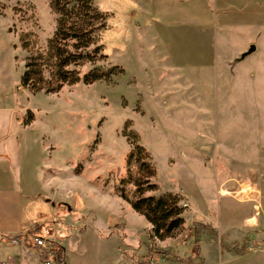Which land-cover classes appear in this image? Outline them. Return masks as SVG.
Listing matches in <instances>:
<instances>
[{"label":"rangeland","instance_id":"1","mask_svg":"<svg viewBox=\"0 0 264 264\" xmlns=\"http://www.w3.org/2000/svg\"><path fill=\"white\" fill-rule=\"evenodd\" d=\"M93 1L107 17L96 66L115 74L46 93L21 80L56 31L51 0H0V231L49 225L67 264H264V139L253 153L251 132L263 115L248 105L264 98V0ZM220 39L228 51L259 45L242 61L224 54L228 106L214 80L211 100L206 87L204 48ZM210 124L223 145L205 139ZM136 143L156 168L158 189L146 195L170 191L184 207V224L163 238L121 196L134 198ZM4 239L0 261L18 248Z\"/></svg>","mask_w":264,"mask_h":264},{"label":"trees","instance_id":"2","mask_svg":"<svg viewBox=\"0 0 264 264\" xmlns=\"http://www.w3.org/2000/svg\"><path fill=\"white\" fill-rule=\"evenodd\" d=\"M51 6L58 16L56 31L44 50H38L26 59L21 84L33 92L55 93L65 85L81 81L92 84L109 80L116 68L104 71L96 66L97 61L104 57L98 35L107 26L106 15L95 6L93 0H51ZM21 40L23 47L29 49L31 45L25 37ZM86 64L91 66L84 70ZM127 160L128 175L135 187L134 198H128L125 193L121 196L153 224L157 236H169L184 224V207L179 205L180 196L170 191L146 195L149 191L157 190L158 184L152 181L156 168L143 145H133ZM133 166L137 169L136 175L133 174ZM18 236L0 234V241L5 237L11 239ZM35 249L40 260L44 261L43 250Z\"/></svg>","mask_w":264,"mask_h":264},{"label":"crops","instance_id":"3","mask_svg":"<svg viewBox=\"0 0 264 264\" xmlns=\"http://www.w3.org/2000/svg\"><path fill=\"white\" fill-rule=\"evenodd\" d=\"M226 26L229 25V24H225ZM238 26V25H237ZM222 38V36H220ZM223 39V38H222ZM226 39V38H224ZM253 40V39H250V41ZM212 41V40H211ZM211 41L209 43V49L208 48H204V54H205V57L206 58H209V62L205 65V73L209 75V85H208V79H207V84H206V87H207V90L209 89V87H211V81L214 80V83H215V89H216V103L220 102L221 104H224V105H227L228 106V100H227V93H228V90H227V85H226V78H227V63H226V56L224 54H241L240 56V60H245L249 55L251 54H255L258 49H259V45L258 43L254 42L253 41H248L246 42L248 45V48L244 49V47H240V48H235L233 49L232 51L231 50H227L226 48L224 49L222 46H220L222 43V40L220 39L219 41V45L216 47L215 50H213V46L211 44ZM249 43V44H248ZM254 47V49H252ZM226 50V51H225ZM209 53V55L207 54ZM207 54V55H206ZM212 54H218V58L217 57H214L215 59H219V61L215 64V66L212 65V62L211 60L213 59L212 58ZM217 61V60H216ZM246 77L245 79L247 80V82L250 83V91L253 92L255 89H257V86L259 85V80L260 78L256 77V75L259 73H255L254 70H250L246 73ZM213 76V78H212ZM255 78V79H254ZM256 85V86H255ZM209 91V92H208ZM208 98L211 100V90H208ZM237 98H235V100H232L230 101L231 104L233 106L232 103H234L236 101ZM208 101V100H207ZM250 101V100H249ZM208 104L209 103H206V107H208ZM248 105H252L251 109L252 110V114L255 116H261L263 115V117L259 118V122L258 121H252V129H251V132L253 134V139H257V141L259 142L258 146H257V150L255 151V148L252 147V150H253V153H257V154H260L261 151H260V140L261 139H264V98L261 100L260 98L258 99H254V100H251ZM262 109H261V108ZM206 116V115H205ZM208 123V122H207ZM209 126V129H206L207 131H205V139H207L209 142L215 140V141H218L219 140V143L220 144H224V141L226 140V134H224V131L220 132L219 133H214L213 130H212V125H208ZM262 128H260V127ZM221 128V127H220ZM209 130V131H208ZM261 131V132H260ZM3 138L0 137V141L2 140ZM264 148V143H263V146ZM207 148V147H206ZM209 151H211V147L209 146L207 148ZM262 152L264 153V151L262 150ZM5 154V153H3ZM6 155V154H5ZM257 169H260V165L258 166ZM257 186L260 187L257 183ZM257 191L258 188H257ZM228 192L226 193H223V194H227ZM256 192H254L253 196L256 197L257 194H255ZM258 208V215H260V207L259 206H256ZM60 211H62L60 209ZM253 218H259V217H256L255 215L252 216ZM24 229V228H23ZM23 229H19V230H16V231H6V230H1L0 233L1 234H6V235H15V234H18L20 232L23 231ZM6 239H3L2 241H0V245L5 241ZM10 244V243H9ZM11 245H13L11 243ZM14 246V245H13ZM18 248H14V251L12 252H9L7 257L5 259H3L2 261H0V264L4 261H6L8 258H13V259H18L20 260V262H22V264H29L27 262V257H31L32 260L35 262L36 259L40 260V257H39V253L37 251V249L33 248V247H30L28 245H18L16 246ZM34 257V258H33ZM68 260V259H67ZM41 261V260H40ZM206 262V260H204ZM70 264V263H69ZM219 264H222V262H220Z\"/></svg>","mask_w":264,"mask_h":264},{"label":"built area","instance_id":"4","mask_svg":"<svg viewBox=\"0 0 264 264\" xmlns=\"http://www.w3.org/2000/svg\"><path fill=\"white\" fill-rule=\"evenodd\" d=\"M9 240L14 246L28 245L42 249L45 256L44 261H41L43 264H67L65 250L56 237L54 229L49 225L32 229ZM1 264H22V262L10 257Z\"/></svg>","mask_w":264,"mask_h":264},{"label":"water","instance_id":"5","mask_svg":"<svg viewBox=\"0 0 264 264\" xmlns=\"http://www.w3.org/2000/svg\"><path fill=\"white\" fill-rule=\"evenodd\" d=\"M252 49H254V47Z\"/></svg>","mask_w":264,"mask_h":264}]
</instances>
